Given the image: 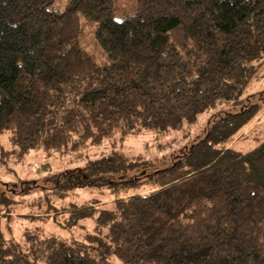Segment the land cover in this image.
Returning a JSON list of instances; mask_svg holds the SVG:
<instances>
[{
	"label": "trees",
	"instance_id": "16d2710c",
	"mask_svg": "<svg viewBox=\"0 0 264 264\" xmlns=\"http://www.w3.org/2000/svg\"><path fill=\"white\" fill-rule=\"evenodd\" d=\"M54 4L0 0V140L19 160L195 124L240 102L264 63V0H135L119 20L117 0ZM82 19L106 65L82 46ZM263 109L226 113L171 167L129 182L149 192L73 209L69 229L95 224L81 241L28 230L25 254L0 228V264H264V143L233 149Z\"/></svg>",
	"mask_w": 264,
	"mask_h": 264
},
{
	"label": "rangeland",
	"instance_id": "374dc122",
	"mask_svg": "<svg viewBox=\"0 0 264 264\" xmlns=\"http://www.w3.org/2000/svg\"><path fill=\"white\" fill-rule=\"evenodd\" d=\"M134 1L117 0V7L125 9L119 14L116 11L114 18L119 20L130 15ZM68 3L69 0H55L53 8L62 12ZM81 31L84 49L92 54L97 64L106 65V55L95 40V23L82 19ZM238 103L225 102L203 113L197 123H185L178 130L158 133L147 130L125 138L117 135L102 146L88 145L79 152L66 154L34 150L23 160L15 157L10 133L3 134L0 156L5 150L10 157L0 161L1 230L8 238H13L25 254L29 251L25 237L28 230L40 228L44 236H56L68 242L81 241L85 234L94 233L93 220H83L68 228L66 220L73 209L96 202L99 210H110L117 197H126L139 188L149 192L152 187L134 188L129 182L138 178L145 180L149 174L171 167L182 155V150L202 140L215 120L226 113H237L248 104L263 103L264 107V63L259 65L256 77ZM234 141L233 149L242 153H249L264 143V109L249 131ZM114 152L119 155L110 170L99 169L103 158L113 156Z\"/></svg>",
	"mask_w": 264,
	"mask_h": 264
}]
</instances>
